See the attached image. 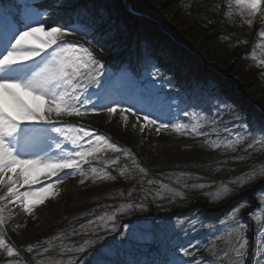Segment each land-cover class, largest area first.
<instances>
[{"label": "rangeland", "instance_id": "rangeland-1", "mask_svg": "<svg viewBox=\"0 0 264 264\" xmlns=\"http://www.w3.org/2000/svg\"><path fill=\"white\" fill-rule=\"evenodd\" d=\"M15 1L20 3L18 2L20 0ZM114 3L117 6L124 5L126 9L141 16L137 22V31H134L141 36L144 60L137 63L139 73L133 72L132 75L136 81L142 79L154 81L157 87L150 89L152 95H149L142 86H134L127 78H114L106 89V94L112 98L123 97L126 107L133 104L142 106L147 103L152 107L141 114L139 121L135 116L125 113L128 115L125 122L118 110L115 114L106 111L86 114L93 121L92 127L70 123L105 136L110 142L116 143L121 151H113L104 143L95 145L100 151L92 158L91 164L83 165V171L89 174V178L80 183L84 178L79 173L64 176L53 190L56 194L36 206L31 215L25 213L14 201L8 204L9 211L5 212L6 223L0 226V239H3L6 245L12 246L6 234L8 231L14 234V242L20 248L31 245L32 251L27 249L26 253L34 264H43L45 261L46 264H68L70 259H75L81 254L69 249L79 247L84 239L103 236L110 241L114 234H105L103 230H89L87 235H74L70 240L59 239L58 243L56 235L59 230L87 208H96L98 215L95 217H99L105 213L116 212L121 204H133L134 207L129 213H117L115 223L119 230L121 220L167 215L176 209L182 210L180 202L173 201L177 196L183 202L182 205H186L184 209L195 207V210L199 211H194L183 219L169 222L145 219L126 223L131 224V231L127 228L120 229L116 241L124 242H112L108 249V258L113 264H119L121 260H125L127 264H173L175 261L205 264L196 255L197 252L202 253L212 242L209 238L203 237L205 231L201 225L202 213L229 207L214 226L216 230L222 229L217 231L216 236L221 235L223 242L220 248L229 253L236 242L235 227L231 219L225 218L241 200L254 195V189H258L261 177L264 176V133L257 130L258 125L264 123V32H262L264 14L257 13L250 17L247 9L236 5L235 0H115ZM54 4L52 0H44V6L40 10L47 11L49 16L54 18L70 17L71 21L73 20L70 11ZM173 5L175 8L171 9ZM183 13L186 17H182ZM100 16L109 23L108 28L113 26L118 30L125 28L122 20H107L108 10L104 7L100 11ZM249 19L253 21L251 25L247 23ZM255 28L257 36L252 38L250 34ZM6 31L5 23L0 28V36ZM166 34L173 38L176 45L189 51V54L178 59L175 47L173 48L175 54L170 50L160 49L162 55H155L159 61L155 63L152 57L147 55L150 43L160 45L162 37L167 36ZM95 35L99 39L102 37L99 33ZM66 39L78 41L89 47L104 62L107 73L117 74L121 68L127 67L126 63L121 62L115 71L113 68L110 71L108 63L112 62L115 55L103 45L89 43L92 36L76 34ZM130 42L125 43L123 47L130 46ZM101 46L104 50H101ZM231 47H239L243 56L233 58L232 54H228ZM147 61L156 66L160 72L159 77L145 76L146 71H152ZM166 64L180 66L175 77L163 71L162 68ZM198 72L212 73L222 79L224 84L221 87H214L212 82L208 84L204 82L205 80L198 79L196 77ZM185 76L188 78L183 80ZM169 80L171 84L167 83ZM93 90L97 89L93 87L89 90L90 93L94 92ZM224 90L254 106L260 115L250 116L245 113L242 105L232 104L228 99H223ZM93 100L95 101V97ZM148 111L153 112V118L160 115L164 122L170 118L173 121L188 123L190 129L196 127L197 131L181 135L164 129L157 133L154 126L147 125L142 119ZM185 111L190 114L187 118L183 117ZM66 117L61 119L65 121ZM94 120L97 121L94 123ZM141 124H145L144 132L140 131ZM96 125L102 130L96 128ZM87 139L85 137V141ZM213 144H218L219 147H213ZM173 155L178 156L181 161L186 158L191 162L177 164L181 168L177 173L184 183L186 197L185 193L176 192L169 187L164 188L162 184L155 186V190L149 194L142 186L134 194L133 191L123 193L121 189L113 187L111 180L94 181L91 178V167L100 170L101 163L123 171V168H127L131 163H160ZM112 161L116 163L113 164ZM198 170L200 171L197 172ZM248 175L254 176V179L245 183L243 187L238 186V183H232L233 180L246 179ZM257 178L260 180L255 183ZM224 185L233 191L231 195L217 199L215 193ZM5 191L6 189L0 190V195ZM234 200L235 204H229ZM141 204L144 207L143 211L135 207ZM166 209L167 212H164ZM236 218L241 223L247 222L244 228L249 241L247 264H254L257 257L253 252L259 241L256 229L264 230V206L256 210L255 216L248 211V206H245ZM224 227L227 231H224ZM77 232H82V229ZM231 238L233 240L229 243ZM153 242L159 243L161 247L158 260L147 259L144 254V250ZM45 243L58 249V255L51 256L52 250L45 247ZM180 245L189 247L191 255L185 257L177 252ZM141 249L142 252L139 251ZM137 252H140L139 256L136 255ZM230 257L228 255L231 263ZM9 260L19 264L15 254L8 257L6 250L0 248V264H8Z\"/></svg>", "mask_w": 264, "mask_h": 264}, {"label": "snow or ice", "instance_id": "snow-or-ice-1", "mask_svg": "<svg viewBox=\"0 0 264 264\" xmlns=\"http://www.w3.org/2000/svg\"><path fill=\"white\" fill-rule=\"evenodd\" d=\"M235 3L247 9L250 17L264 12V0H235ZM43 6L44 0H22L20 3H12L5 12L4 5L0 3V28L5 23L7 25L6 33L0 36V190L6 189L0 195V226L6 223L5 212L9 211L7 205L13 201L31 215L36 206L56 194L53 190L64 176L79 173L84 178L80 183H84L89 174L83 171V165L91 164L92 158L100 151L95 145L104 143L113 151H121L116 143L110 142L105 136L70 124L61 117H81L102 111L115 114L119 110L125 122L128 120L125 113L135 116L139 121L141 114L152 107L150 103L126 107L123 97L112 98L106 94V89L114 78H127L134 86H142L149 95H152L149 90L157 87L149 79L136 81L132 75L135 69L130 63L117 74L107 73L104 62L89 47L66 39L68 36L80 34L85 37L92 36L89 43L100 44V39L95 34H105L106 21L103 16L89 14L84 9V23L74 24L70 17L65 19L49 16L47 11L40 10ZM59 6L63 7L62 4ZM247 23L251 25L253 21L249 19ZM29 37L31 39H27ZM101 50H104L103 46ZM147 62L152 71H146L145 76L159 77L160 72L156 66L151 65L150 61ZM167 83L171 84V81ZM93 87L97 91L90 93L89 90ZM160 90L162 91V85ZM189 115L188 111L183 112L184 118ZM142 119L147 125L154 126L157 133L164 129L181 135L197 131L196 127L190 129L188 123L170 118L164 122L160 115L153 118L152 111L144 114ZM144 130L145 124H141L140 131ZM257 130L264 133V123H260ZM85 137L88 138L86 141ZM212 146L219 147L218 144ZM112 163L115 164L116 161ZM140 171L143 172L144 169L140 168ZM90 174L94 181L116 179L104 169L98 170L96 167H91ZM121 175H124L123 171ZM252 179L254 176L248 175L246 179L233 180L232 183L243 187ZM162 187L167 188V185ZM232 191V188L224 185L215 196L222 199L231 195ZM245 206H248V211L253 216L257 209L264 206V176L261 177L258 189H254V195L241 200L225 218L231 219L235 225L236 242L232 247L235 258L231 264H247L249 241L244 231L247 222L241 223L236 218ZM133 207L131 203L121 204L114 213H105L82 223V232H74L73 235H87L89 230H103L105 234L119 235L120 231L115 223L116 215L129 213ZM135 207L144 210L142 204ZM120 227L131 231V224ZM256 230L259 241L253 252L257 257L254 264H264V230ZM101 240L104 242L100 243ZM111 241L124 242L116 241L115 235L111 237ZM109 247V240L103 236L84 239L79 247L69 249L84 255L70 259L68 264H113L108 258ZM0 248L6 250L8 257L14 256L17 251L14 246L6 245L3 239H0ZM28 250L32 251L31 245ZM177 252L185 257L191 255L190 248L183 245L177 248ZM224 255L228 256V251ZM8 264L16 262L9 260ZM173 264L188 262L175 261Z\"/></svg>", "mask_w": 264, "mask_h": 264}, {"label": "trees", "instance_id": "trees-1", "mask_svg": "<svg viewBox=\"0 0 264 264\" xmlns=\"http://www.w3.org/2000/svg\"><path fill=\"white\" fill-rule=\"evenodd\" d=\"M89 4L86 5L87 10H89L92 7H95L96 10H98V8L101 5H107L110 11V16L111 18H116L118 20H123L125 22L126 25V35L125 37L129 38L132 37L134 40V43H136L138 41V34H133V30H135V22L139 21L138 17H135L134 15L128 13L124 7L122 5L117 6V5H113V0H88ZM174 5L171 6V9H174ZM182 17H186V14H182ZM184 22V21H183ZM171 33H174V31H171ZM177 33V32H176ZM175 34V33H174ZM104 42V44H107L109 47H112L114 50H118V47L115 46V42L113 37L107 35L104 37V39L102 40ZM138 43V42H137ZM136 43V44H137ZM162 46L163 47H176L177 49V53L178 56L181 58L182 56H185L186 54H189L188 51L184 50L183 48H181L179 45H174V43H172V40L167 37V36H163V40H162ZM153 52V51H152ZM240 49H238V47H231L228 51V54H232L233 58H235L236 56L239 57L240 55ZM131 54H137L138 50L133 48V50H131L130 52H128ZM211 77L213 78L214 81H216V84L218 83H222L224 84V81L222 79H218L217 77H215L214 75H211ZM228 96H230L229 93H226ZM239 101V103H244L243 100H237ZM247 107V105H245ZM248 110H251V112L255 115H257L256 112L252 111L253 108L252 107H247ZM180 162H185V163H191L190 159H183L182 161L180 160V158L178 156H172L169 157L167 161H163L160 163H156V162H151L149 164L146 165H142L140 168H143L144 171L143 172H138L136 175L134 176H129L127 178H119L118 182H116V186H118L123 193L125 192H130L133 191V194L135 193V190H139L141 185H146L148 183L149 180H155L157 182L160 183H164V184H171L172 187H174L176 190H180V191H184V183L180 180V178L178 177V170L181 169L177 164ZM140 171V170H139ZM200 170H198L197 172H199ZM132 184H134V189L132 190L130 189L132 187ZM147 194H149L151 192V190H146ZM177 198V197H176ZM167 211V210H166ZM165 211V212H166ZM211 215H209L208 217H206L207 220H210ZM73 225V224H72ZM68 226L67 230L64 231V233H70L73 231L74 228H77V225H73V226ZM66 233V235H67ZM214 237V235H213ZM157 249H159V245L154 243L153 245H151L149 247V251L153 252L155 255L157 252H155ZM216 258L221 259L220 257V252H216L213 253L210 257H208L209 262H215L214 261ZM22 261L25 263H30L29 261V257L26 256H22Z\"/></svg>", "mask_w": 264, "mask_h": 264}]
</instances>
